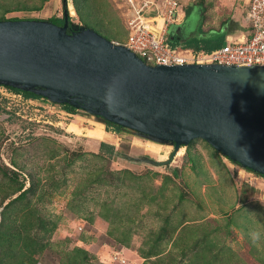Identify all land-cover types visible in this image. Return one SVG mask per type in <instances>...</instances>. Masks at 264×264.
<instances>
[{
  "label": "rangeland",
  "instance_id": "1",
  "mask_svg": "<svg viewBox=\"0 0 264 264\" xmlns=\"http://www.w3.org/2000/svg\"><path fill=\"white\" fill-rule=\"evenodd\" d=\"M177 1L183 16L201 0ZM204 1L208 8L205 29L219 31L225 20L241 18L240 32L226 38V42L248 35L250 22L241 15L244 0ZM86 2L83 20L90 28L77 13L73 0H0L1 5L40 8L9 12L5 19L48 21L54 16L65 17L67 12L70 28L76 31L91 29L108 40L125 44V15L117 1L79 0L80 8ZM2 11L0 8V14ZM196 12L191 21L197 22ZM177 27L170 28L168 38ZM5 97H9L6 106L0 99V167L17 171L25 190L35 182L33 193L29 195L32 208H37V215L49 225H57L52 235V248L40 259L36 257L38 264H62L60 261L64 259L60 253L77 246L89 252L91 264H139L126 259L121 247L137 253L141 264H211L212 259L213 264H236V253L233 255L230 251L240 236L255 249L256 260L250 264H264V209L261 206L264 205V177L259 173L228 160L239 167L234 169L231 184H218L211 177L215 173L217 180L223 178L218 176L219 169L211 167L214 164L212 153L216 150L203 140H198L191 154L183 150L182 158L180 156V161L172 167L169 164L175 158L174 148L163 147L165 151L162 148L156 151L161 155L171 152L168 163L142 162L140 157L154 150L147 143L137 148V152L130 129H123L119 135L108 133L103 121L107 114L105 106H98L89 99L71 98L69 101L76 103L77 112L68 113L62 107L67 101L56 96L34 101ZM101 142L115 145L112 159L97 156ZM141 151L144 153H139ZM241 171L244 177L240 176ZM99 173L106 174V184L94 182ZM122 175L124 179L120 182L117 177ZM1 178L0 175V182ZM241 181L253 183V189L245 184L242 186ZM82 187L81 195L75 194ZM247 188L254 201L245 205L250 196L246 194ZM204 197L222 198L221 206L225 208L220 212L209 205L206 211ZM235 198L238 199L235 201ZM8 202L0 207V224L1 212ZM237 204L240 208H236ZM223 214L230 216L223 219ZM13 216L20 223V215ZM184 224L182 229L180 225ZM176 225L180 227L177 232ZM126 233L128 237L124 238ZM253 234H258L259 238L254 240ZM208 240L214 245L204 255L203 247ZM122 241L128 246L122 245ZM156 243L161 255L146 260V255L140 251H148ZM218 252L220 260L215 257Z\"/></svg>",
  "mask_w": 264,
  "mask_h": 264
},
{
  "label": "water",
  "instance_id": "2",
  "mask_svg": "<svg viewBox=\"0 0 264 264\" xmlns=\"http://www.w3.org/2000/svg\"><path fill=\"white\" fill-rule=\"evenodd\" d=\"M65 18L64 28L48 21H0V82L38 88L75 106L71 98L90 99L106 107L104 119L170 142L175 152L201 139L264 175V93L214 71L218 67L148 65L94 30L70 35L67 12ZM197 28L188 20L170 39L183 43ZM238 32L221 30L226 38ZM108 106L128 118L111 114Z\"/></svg>",
  "mask_w": 264,
  "mask_h": 264
},
{
  "label": "trees",
  "instance_id": "3",
  "mask_svg": "<svg viewBox=\"0 0 264 264\" xmlns=\"http://www.w3.org/2000/svg\"><path fill=\"white\" fill-rule=\"evenodd\" d=\"M74 5L76 7L77 13L81 16L82 20L84 19L83 9H87V2L80 8L79 0H73ZM87 5V6H86ZM197 6L201 9V22L198 28V33L205 34L215 31V34H211L210 37H199L193 36L187 41L181 43L176 40H171L167 38L168 42L173 47H181L184 49H192L195 51H205L212 52L216 49H220L226 43V33H221V30L217 31L214 28L205 29V14L208 11L207 6L205 5V1L201 0ZM196 5L191 6L186 10L187 17L193 15L195 10H199ZM0 8L3 9L0 14V21H16L21 19H5V14L13 11H33L40 9L38 6L29 7L27 5H1ZM70 17H68V25L69 27L72 25L70 21ZM232 18L225 20L221 28L226 24L230 23ZM84 21V20H83ZM48 22H51L61 28H64L66 25L65 17H57L54 16L52 19H49ZM87 25V22L84 21ZM89 28L90 26L87 25ZM76 32L73 27L69 28L70 35H73ZM112 39L111 41H113ZM3 92H2V91ZM5 95L16 96L21 98L23 101H34L40 100L44 98V95L39 93L38 88H25L20 84H13L8 82H0V99L5 103V106L8 104L9 97H5ZM62 107L68 113H76L77 106L71 104L70 102L62 103ZM106 131L111 134L119 135L123 129H127L121 125H118L109 120L103 119ZM196 139L192 141L188 146L182 145L181 148H185L187 155L191 154V150L194 145L198 142ZM204 141V140H203ZM210 146V145H209ZM213 148V147H212ZM215 149V148H214ZM216 150V149H215ZM217 151V150H216ZM219 152V151H218ZM116 153L115 145L108 142H101L99 146V158H109L112 159ZM76 157L81 158V155H75ZM228 160L237 164V162L231 160L227 156L224 155ZM1 168L0 167V175L2 181L0 184H5L7 187L0 186V207L3 206L4 202H9L5 205L4 209L1 212V224H0V264H38L39 259L43 257V255L48 251L49 248H52V235L55 231L56 224L50 223L46 219H43L42 216L37 215L38 209L33 207L31 204V198L29 195L33 193V186H35V182H32V187H29L25 190L24 182H19L18 177L19 173L15 170L10 169L9 167ZM126 171L124 174L126 175ZM261 175V174H260ZM264 177V175H261ZM118 181H123L124 177L118 176ZM108 178L106 174L99 173L95 177V183L98 184H106ZM93 183V182H91ZM113 184V183H110ZM84 188L77 191L75 194L78 196L81 195ZM81 208L82 205L80 204ZM112 213V210L109 209V214ZM14 214L20 215V223H18L17 219L14 218ZM115 215V214H114ZM87 218V217H86ZM85 220V219H84ZM88 221H92V218H87ZM182 225H180L181 227ZM178 225L174 226L175 232H177ZM128 237L127 233L124 235V238ZM157 240V239H156ZM159 240V239H158ZM125 242V241H124ZM120 242L122 245L128 246L126 242ZM159 243V242H158ZM158 244H153L152 247L148 251L142 252L144 258L151 259L154 257H158L161 255L159 251L160 248L157 246ZM65 253L62 254L61 259H64L62 264H91L93 261L89 252L83 247H74L72 250H64ZM36 257H40L37 259ZM61 264V263H60Z\"/></svg>",
  "mask_w": 264,
  "mask_h": 264
},
{
  "label": "built area",
  "instance_id": "4",
  "mask_svg": "<svg viewBox=\"0 0 264 264\" xmlns=\"http://www.w3.org/2000/svg\"><path fill=\"white\" fill-rule=\"evenodd\" d=\"M116 1L125 15L127 40L123 45L148 65L264 69V0L244 1L243 13L250 22L245 38L226 42L210 53L173 47L168 42L170 27L182 18L179 1Z\"/></svg>",
  "mask_w": 264,
  "mask_h": 264
},
{
  "label": "crops",
  "instance_id": "5",
  "mask_svg": "<svg viewBox=\"0 0 264 264\" xmlns=\"http://www.w3.org/2000/svg\"><path fill=\"white\" fill-rule=\"evenodd\" d=\"M245 1V0H244ZM244 1H243V3H244ZM191 5V4H190ZM244 10V9H243ZM243 10H242V12H241V15H245V13H243ZM198 11V10H197ZM185 14H186V12H184V15L182 16V18L180 19V21L177 23V24H175V25H172L171 27H174V26H179V25H182L181 23L183 22V20H184V17H185ZM232 22L234 21V22H238V21H241V24H242V19L241 18H239V20L238 21H235V19H232L231 20ZM230 21V22H231ZM186 21H184V23H185ZM183 23V24H184ZM199 24V23H198ZM228 24H232V23H228ZM170 27V28H171ZM235 27H237V28H241V25H235ZM198 28H199V26H198ZM197 28V29H198ZM170 30V29H169ZM222 30V29H221ZM240 32V31H239ZM238 32V33H239ZM198 33V32H197ZM187 41V40H186ZM132 133H133V136H134V138H133V142H132V144H133V147L134 148H136V150H137V152L139 151V149H137V148H140V147H142V146H145L147 143L151 146V149L152 150H154V151H152L151 153H149V155L148 156H146V155H142L141 157H140V160L142 161V162H144L145 160H147V161H151L152 160V163L154 164V165H158L159 164V162H165V163H168V162H170V161H168L169 159H168V154H170L171 152H169V153H167V152H165V153H163L162 155L161 154H158V153H156V151H159L160 150V148H162V151H165V150H163V147L165 148H167L168 147V150H170V148H174V145L172 144V143H170V142H166V141H161V140H159V141H161V142H157V141H152L151 140V138H149L148 136H146V135H144V134H141V133H138V132H135V131H132ZM101 136V135H100ZM158 140V139H157ZM106 141H109V140H106ZM137 146V147H136ZM170 146V147H169ZM183 150H185V148H181L180 149V151H179V153L178 152H175L174 151V153H173V156L175 157V158H173V160L170 162V166L172 167V166H174L175 165V163H178L179 161H180V159L182 158V152H184ZM139 153H144V152H139ZM181 154V155H180ZM220 154V155H219ZM180 156H181V158H180ZM212 157L214 158L213 160H212V162H214V164H213V166H211V167H216L217 169H219V171H218V176H220V177H223L222 179H219V180H217V176H216V174L214 173H212V175H211V177L213 178V179H215L216 181H217V183L219 184L220 182H224L225 183V185L227 186V183H232V178H234V169H235V167H239V166H235V165H232L231 163H229V161H228V159L226 158V157H224V155L223 154H221L220 152H218V151H214V153H212ZM240 166H242V165H240ZM243 174V171H241V173H240V176L241 177H244L245 176V174H244V176L242 175ZM246 178V177H245ZM244 180H246V179H244ZM244 182V183H243ZM241 184H242V186H243V184H245L247 187H250V188H252L253 187V183H251V182H247V181H241ZM250 188H247V193L246 194H250ZM253 189V188H252ZM248 197V196H247ZM238 198H235L234 200L236 201ZM203 200H205V203H206V211H208V206L209 205H211V206H214L216 209H217V211H220L221 212V210H223L225 207L224 206H221L222 204H223V199L222 198H219V197H215V198H206V197H204V199ZM235 201H234V204H235ZM251 201H254V200H252V198H251V194H250V196L247 198V200H246V202H245V205L246 204H249ZM262 206V208L264 209V205H261ZM240 208V206H239V204H237L236 205V208ZM213 215H215V214H213ZM230 215H225V214H223L222 216H221V218H228ZM83 221V220H82ZM182 227V229L185 227V224L184 225H182L181 226ZM235 232L236 233H238V231L237 230H235ZM212 235H214V234H212ZM206 242H208L207 243V245L206 246H204L203 247V253L204 252H206L207 250H208V252H210V250H211V248H212V246L214 245L213 244V242H211V241H206ZM236 243V244H235ZM234 246H232V251H230V252H232V254L235 252L236 253V257H235V260L237 261V263L236 264H250V263H253L254 262V260H256V256H253V253H255V249L253 248V246L252 245H250V243H248V241H247V239H243L242 240V236H240V238H238V240L237 241H235L234 243ZM120 250H121V252L125 255V258L126 259H129V260H134V261H138L139 262V264H141V262L142 261H140L141 260V257L137 254V253H135V252H133V251H131L129 248H127V247H121L120 248ZM250 252H252V254L250 253ZM204 255H205V253H204ZM204 255H202V259L205 257ZM234 255V254H233ZM244 255H246V257H245V260L243 259V256ZM216 259H219V258H221L220 257V253L218 252V253H216ZM213 258V257H212ZM220 260V259H219ZM137 263V262H136ZM211 264H213V259H212V263Z\"/></svg>",
  "mask_w": 264,
  "mask_h": 264
},
{
  "label": "bare ground",
  "instance_id": "6",
  "mask_svg": "<svg viewBox=\"0 0 264 264\" xmlns=\"http://www.w3.org/2000/svg\"><path fill=\"white\" fill-rule=\"evenodd\" d=\"M214 71L230 77L248 87L264 93V70L248 66L235 68H219ZM90 100V99H89ZM91 101V100H90ZM92 102V101H91ZM108 111L113 115L128 118L122 111L108 106Z\"/></svg>",
  "mask_w": 264,
  "mask_h": 264
},
{
  "label": "flooded vegetation",
  "instance_id": "7",
  "mask_svg": "<svg viewBox=\"0 0 264 264\" xmlns=\"http://www.w3.org/2000/svg\"><path fill=\"white\" fill-rule=\"evenodd\" d=\"M193 16V15H192ZM192 16H190V17H187V15L185 14V17H184V20H183V22L181 23V24H183L184 23V21H188V20H191L192 19ZM194 17H196V21H197V24H198V26L200 25V22H201V13L200 12H196L195 14H194ZM225 27V29L227 30V31H232V30H234L235 29V25H233V24H228V23H226L222 28H224ZM221 28V29H222ZM216 32L215 31H212V32H210V33H205V34H201V33H196L194 36H199V37H204V38H206V37H210L211 36V34H215Z\"/></svg>",
  "mask_w": 264,
  "mask_h": 264
},
{
  "label": "clouds",
  "instance_id": "8",
  "mask_svg": "<svg viewBox=\"0 0 264 264\" xmlns=\"http://www.w3.org/2000/svg\"><path fill=\"white\" fill-rule=\"evenodd\" d=\"M259 237H258V234H253V239L254 240H256V239H258Z\"/></svg>",
  "mask_w": 264,
  "mask_h": 264
}]
</instances>
